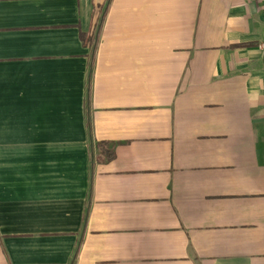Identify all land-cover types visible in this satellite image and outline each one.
I'll return each mask as SVG.
<instances>
[{"label":"crops","instance_id":"obj_1","mask_svg":"<svg viewBox=\"0 0 264 264\" xmlns=\"http://www.w3.org/2000/svg\"><path fill=\"white\" fill-rule=\"evenodd\" d=\"M262 45L264 0H0V264H264Z\"/></svg>","mask_w":264,"mask_h":264},{"label":"trees","instance_id":"obj_2","mask_svg":"<svg viewBox=\"0 0 264 264\" xmlns=\"http://www.w3.org/2000/svg\"><path fill=\"white\" fill-rule=\"evenodd\" d=\"M89 131H90V124H89ZM102 145H104V144H100V146H102ZM107 153H108L107 159H112L114 154L111 151H108Z\"/></svg>","mask_w":264,"mask_h":264},{"label":"built area","instance_id":"obj_3","mask_svg":"<svg viewBox=\"0 0 264 264\" xmlns=\"http://www.w3.org/2000/svg\"><path fill=\"white\" fill-rule=\"evenodd\" d=\"M262 48L264 49V45H262Z\"/></svg>","mask_w":264,"mask_h":264}]
</instances>
